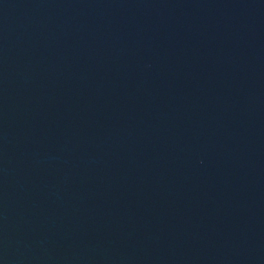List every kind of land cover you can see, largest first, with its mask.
<instances>
[{
  "label": "water",
  "instance_id": "1",
  "mask_svg": "<svg viewBox=\"0 0 264 264\" xmlns=\"http://www.w3.org/2000/svg\"><path fill=\"white\" fill-rule=\"evenodd\" d=\"M0 264H264V0H0Z\"/></svg>",
  "mask_w": 264,
  "mask_h": 264
}]
</instances>
